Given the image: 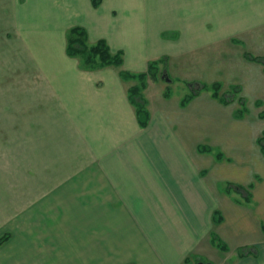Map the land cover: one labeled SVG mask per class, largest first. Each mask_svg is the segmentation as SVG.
I'll return each mask as SVG.
<instances>
[{"label": "crops", "instance_id": "crops-1", "mask_svg": "<svg viewBox=\"0 0 264 264\" xmlns=\"http://www.w3.org/2000/svg\"><path fill=\"white\" fill-rule=\"evenodd\" d=\"M6 1L18 0H0V15L7 12ZM102 1L115 3L117 11L124 9L121 6L124 0ZM148 3L152 9L150 16L163 11L164 23L159 28L146 26L144 33H149L148 42L154 40L164 49L156 56L140 60L136 54L132 63L124 61L123 70L143 72L149 61L165 55L173 65L189 69L199 65V61L185 57L189 50L211 51L203 55L206 59L199 66H215V82L228 79L232 88H239L238 96L233 97V102L224 103L226 94L219 92L218 98H213L211 93L216 105L207 109L206 121L202 120V109H198L194 119H188L180 117L175 108L153 112V106L147 102L149 118L143 127L128 91L123 89V81L117 76L110 81L106 74L94 78L92 73L79 71L58 73L50 80V89L0 93V98L14 99L9 104L3 101L8 105L0 111L4 115L0 122V143L5 141L10 146V154H5L0 164V264H205L200 258L210 264H264L262 224L233 219L227 225L224 217L215 218V213H219L215 176L207 185L210 173L202 170L197 177L193 176L201 186H192L191 179L188 183V178L178 175L175 167L168 164L174 160L173 154H169L173 145H185L182 134L192 129L209 137L207 144L197 143L196 152L215 156L213 147L227 135L226 128L230 129L231 122L247 123L250 129L247 148L235 155L236 160L253 170L251 161L263 159L259 130L252 129L246 116L250 108L257 120L264 113V0H148ZM85 8L87 15L108 18L109 13L101 6L93 9L88 1ZM142 12L132 11L131 16L139 20ZM96 24L100 32L106 30L99 26L102 21ZM132 26H116V36L143 32V27ZM163 34H174L175 38ZM100 38L109 43L112 40L109 35ZM138 40L145 42L146 38L141 36ZM207 47L211 50L204 49ZM114 48L117 50L118 46ZM119 48L124 50L123 44ZM132 49L127 48V52ZM201 90L202 86L191 95L188 104L200 97ZM236 97L243 99V108L235 104ZM19 98L20 104L13 105ZM185 108L181 107V115ZM242 109L246 116L236 118L235 113ZM76 127L86 131L87 153H80L77 148ZM177 127L184 130L182 134ZM15 144L19 145L18 153ZM223 159L224 155L218 153L216 160ZM160 169L170 177L163 181L157 174ZM141 173L146 177V186ZM17 179L22 188L33 191L23 203L11 192L13 180ZM232 189L229 184L222 203L232 206L230 209L234 211L236 204L229 198ZM141 193L149 194V205H184L190 212L194 209L192 218L164 219L152 224L149 221L147 225L158 226L159 233L155 234L157 228H153L154 234L134 237L125 235L126 224L122 219L96 217L107 211L117 214L118 207L111 208L112 205H140L146 199ZM226 226H231L233 232L226 234ZM249 229L255 233L250 237ZM243 233L246 236L240 238ZM213 235L220 242L228 238L236 249L255 247L254 253L241 255L234 250L231 254L226 248L222 250L226 256L217 258L215 248L219 246L211 239ZM250 256L253 258L248 259ZM70 257L82 258L84 262L76 263ZM226 257H236L237 261L228 263Z\"/></svg>", "mask_w": 264, "mask_h": 264}, {"label": "rangeland", "instance_id": "rangeland-1", "mask_svg": "<svg viewBox=\"0 0 264 264\" xmlns=\"http://www.w3.org/2000/svg\"><path fill=\"white\" fill-rule=\"evenodd\" d=\"M88 1L93 9H98L99 6H101L105 12L109 13L107 14L108 18L106 19L100 16L96 18L95 16L87 15L85 7ZM94 1L97 3L96 7L93 5ZM41 2L42 5L40 4ZM41 2L26 3L23 0L5 2V9H7V12L0 15L1 94L13 90L31 91L37 89H50V80L56 77L58 73H75L76 71L92 73L94 74V78L99 75V77H101V74H106V78L110 81L116 79L117 76L121 82L123 81V89L128 91L129 88L137 85V82L136 80L125 81L120 77L119 73L125 71L123 70L124 61H126V64L127 62L132 63L136 54L140 56V58L137 57L138 60L141 58H151L158 55L164 49L163 47L158 46L157 42L154 40L148 42L147 38L149 33H144L147 32V27L148 29L159 28L160 25L164 23L163 11H158L157 15H155L154 12L150 16L152 9L149 7L148 0H124V2L121 3V6L123 5L122 7L124 9H119V11L115 10V3H112L111 1H104L103 3L102 0H42ZM109 7H111V10ZM132 11L149 12L147 15H143L144 13L142 12L140 14L141 16L139 15L141 18L138 20L131 16ZM97 13L99 14V12ZM92 15H95V13L92 12ZM100 18H102V20H99ZM96 21H102V24L99 26L106 29L104 32L99 31ZM133 21H136V23L134 24ZM137 21L139 23L138 25ZM89 22L91 26H89ZM120 25L131 27L134 25L135 27H143L144 29L143 32H139L140 34L126 33L122 35V37L121 34L116 36V26ZM75 28H81L84 31L85 44L88 47L96 45L99 40H104L112 55L121 52L122 65L120 67L104 66L95 67V69L93 67V69H91L84 65L83 59H85L86 55L76 57L69 56V40L70 38L76 39L77 37L74 34H71V30ZM94 31H97V33ZM107 35L112 36V40L108 39L111 44L104 38L99 39V37ZM163 35V37H165V35L170 36L168 34ZM141 36L146 38L145 42H140L138 40V38L141 39ZM120 42L123 44L124 50L119 48L121 45ZM117 46L118 48L116 50L114 47ZM129 47L133 49L132 51L127 52V48ZM204 49L211 50V47ZM129 52L130 55H128ZM209 52L202 51L201 49L194 50L193 52L189 50L185 57L193 58L191 61H199L200 65L206 59L203 55ZM64 61H67L70 65ZM96 61L98 62V59H96ZM151 62L160 63L158 64L155 80L147 78L146 87L142 92V97L146 102L147 111V102H150L153 106V112L156 111V113H158L160 110L169 112L175 108L176 113L179 112L180 117L183 118V116H186L188 119H194L198 109H202V111H204L202 120L206 121V114H208L207 109L216 103L211 98V87L214 83L215 85L220 86L221 94L227 95V98L229 99L228 102H233V97L238 96L239 94V88H232L228 79H217L219 82H215V66L197 65L183 70L180 65H173L166 55L165 57L149 61L147 69L143 70V72H133L130 70L125 72L135 75L147 73L148 66ZM210 72L212 76H210ZM148 80H150V86H148ZM200 86L203 87V90L200 92V97L196 101L188 104L185 99L189 97L192 98L191 95L196 92ZM6 90L8 92H6ZM145 90L146 92H144ZM13 100L14 99L11 98V96L0 98V111H2L3 107ZM3 101H6L8 104H5ZM20 101L21 99L19 98L17 103L13 105H19ZM234 102L239 107L241 106L243 108V99L240 100V98L236 97ZM185 106L186 110L184 109V111L186 112L181 115L183 111L181 107ZM167 107L168 110L165 109ZM236 113H239V111ZM236 113L235 117L237 118ZM263 115L264 113L259 115L260 117L258 120L255 119L254 117L257 115H254L252 108L249 109V115L246 116L243 114V117L246 116L248 119L246 122L252 124V129L259 130V138L261 136L264 137ZM3 116L4 115L0 113V122H2L1 118ZM45 116H50V114H45ZM168 116L171 115L168 113ZM13 118L14 117H12V119ZM44 120L48 122L47 118H44ZM177 130L181 134L182 131H184L180 130L178 127ZM226 130L228 132L227 135L223 136L221 141L219 140V143L213 147L215 156L213 154L200 155L196 152L197 143L201 145L207 144L206 142L209 140V137L207 138L206 134L205 136H202V133L195 129L184 132L182 135L185 140V145H173L172 151L169 152V154H173L174 160H170L168 164L171 165L172 168L175 167V171L178 175L183 178H188V183L189 179H191L193 182V184H191L192 186H201V182L197 178L195 180L193 176L195 175L197 177L200 171L208 170V174L210 173V175L208 176L207 174V185L212 183V177L213 175L215 176V202H217L216 209L219 211L215 218L222 219V217H224L227 225L231 224L233 219L247 220L252 225L261 223L264 234V157L259 161H251V167L253 170L244 167L243 164L236 160L235 155L240 152L242 153L244 149L247 148L246 142L250 139V133L248 135L250 130L249 125L247 123L237 124L236 122H231L230 129L227 126ZM87 132L90 133L91 131ZM74 133V140L75 142L77 141L76 144L78 143L77 148L80 150V153H87V146L86 143H84V141H86V131H82L76 127ZM12 137H15L14 132L12 133ZM176 142L179 143V140L177 139ZM7 144L8 143H5V141L4 143H0V164L2 163L3 156L5 154H10L8 153L10 146ZM262 144L264 146V139ZM14 146L17 148L18 153L19 145L15 144ZM14 146H12V149ZM218 153L224 155V159L220 162L216 160ZM11 154L16 155L12 152ZM79 155L80 154L78 153L77 157H79ZM151 155L152 154L150 153V156ZM210 165H213L212 169ZM11 166L16 167V164ZM160 167L161 164H158L157 169ZM9 172L12 174V167ZM157 174L162 177L163 181L170 177V174L162 169H160ZM141 181L145 186L147 185L146 177H144L142 173ZM13 183L14 186L11 192L17 194L20 203H23L27 198H30L33 193L31 189L22 188L20 185L22 182L18 179L13 180ZM17 183H19V185H17ZM229 184H231L233 188L230 192L229 198H231L233 203L236 204L234 211L230 209L232 206H227L226 204L223 205L224 203H222V199H225L224 196L227 194L226 191ZM250 185L252 186L250 187ZM141 195H144L146 199L145 201H142L140 205H112L111 208L118 207L117 214H109L107 211L96 217L122 219L126 224L124 226L125 235L134 237L140 235L141 237H146L148 234H154L151 232L153 228H157L155 234L159 233L158 226L147 225L149 221L152 224L154 223L153 221L164 219H190L194 213V209L190 212L184 207V205H149L147 199L149 194L141 193ZM153 202L154 201L150 199V204H153ZM229 232H233L232 228L231 226H226L225 233L227 234ZM254 234V230L251 232V229H249L247 236L250 237V235ZM243 236H246V234L243 233V235H240L239 237L241 238ZM212 238L213 236L211 239ZM235 239L238 238L235 237ZM221 240L225 247L224 249L220 247L215 248V250H217V252H215L217 258H224L226 254H224L222 250L226 251L227 249L231 254H234V252H232L234 250L241 255L248 251L254 253L253 249H255V247L241 246L236 249V247H233L232 241L228 238H225L226 241L223 239ZM70 258L76 263L84 262V259L82 258ZM251 258L253 257L250 256L248 259ZM200 260L205 264H210L205 258H200ZM226 261L232 263L237 261V259L236 257H226Z\"/></svg>", "mask_w": 264, "mask_h": 264}, {"label": "trees", "instance_id": "trees-1", "mask_svg": "<svg viewBox=\"0 0 264 264\" xmlns=\"http://www.w3.org/2000/svg\"><path fill=\"white\" fill-rule=\"evenodd\" d=\"M95 7L97 6L96 1H94L93 4ZM71 34H74L76 37V39L70 38L69 43H68V55L69 56H81V55H86L85 59H83L84 61V65L87 68H91L95 69V67H104V66H115V67H120L122 65V54L121 52L117 53L116 55H112L110 52L109 47L107 46L106 42L104 40H99L97 41L96 45L88 47L85 44V34L84 31L81 28H75L71 30ZM165 37H172L175 38V35H170L167 36L165 35ZM247 58L251 59V60H257V59H253L249 56H246ZM96 59H98V62L96 61ZM259 62H261V60H257ZM264 63V61H262ZM160 62H151L148 66V72L144 73V74H130L128 72L125 71H121L120 77L125 80V81H129V80H136L137 85L129 88L128 90V94H129V100L130 102L136 107V115L138 118V121L140 123L141 126H146L147 122H148V118H149V113L146 109V102L142 97V92L146 87V80L147 78H151L153 80H155V76L157 75V69H158V64ZM203 88V87H202ZM212 90V97L213 98H218V93L220 92V86L219 85H215V83L212 85L211 87ZM192 98H186L185 100H187L186 102H189ZM224 103L228 102V98L224 97V99H222ZM242 100V99H240ZM244 114V109H242L241 111H239V113H237V117H241ZM264 116V115H263ZM264 137H260L259 138V144L261 147L262 152H264V146L262 144ZM252 185H250L251 187ZM218 213H215V215H217ZM213 240H215V242H217V245L224 249V244H222L221 242H218V238L213 235Z\"/></svg>", "mask_w": 264, "mask_h": 264}, {"label": "water", "instance_id": "water-1", "mask_svg": "<svg viewBox=\"0 0 264 264\" xmlns=\"http://www.w3.org/2000/svg\"><path fill=\"white\" fill-rule=\"evenodd\" d=\"M198 264H203V263H198Z\"/></svg>", "mask_w": 264, "mask_h": 264}]
</instances>
